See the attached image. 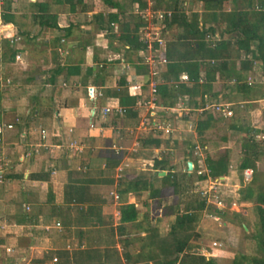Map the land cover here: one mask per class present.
<instances>
[{
  "label": "crops",
  "instance_id": "0c3cea01",
  "mask_svg": "<svg viewBox=\"0 0 264 264\" xmlns=\"http://www.w3.org/2000/svg\"><path fill=\"white\" fill-rule=\"evenodd\" d=\"M144 1L145 7L147 3H151L153 9V0ZM40 3L47 5V12H39L35 8L34 5ZM187 4L189 2L183 0L182 7L187 17L193 12L202 11L198 2L197 10H190ZM7 6L6 12L11 17L7 22L10 26L8 32L19 37L23 62L22 66L19 65L22 93L14 99L10 112H0L2 123L19 119V123L12 130L3 134L0 143V169L4 167L6 170L4 177L0 171L1 211L4 213L10 203L15 205L13 213L7 219L5 217V225L3 224L8 234L6 238L15 241L18 249H14L21 258L27 257L21 244L25 248L33 249L38 248L37 245L41 243L46 248H43L44 254H50L49 257L37 259L34 264L37 261L39 264H56L51 259H56L64 251L69 256L71 253L77 256L78 252L85 256L75 262L69 258L70 264H94V260L97 264H153V258L149 260L141 254L146 253L145 251L153 252V244L143 243L147 234L144 229L148 226L152 232L155 229L160 237H164L175 215L184 214L190 204L188 202L183 205L184 201L187 202L184 199V185H201L206 181L184 173L187 162L196 164V156L191 152L194 144H188L186 140L185 150L178 147L180 139L189 137H180V134L170 138L156 137L138 130L137 110L132 109L129 115L125 112L123 116L100 114L104 107H122L118 98L112 96L120 82L126 89L129 81L134 82L136 78L144 75L137 71L134 64L139 54L129 52L117 40L119 23H128L129 29H133L136 23H141L135 10L142 9L137 7L136 2L130 3L129 0H6L5 8ZM46 14L54 16V28L40 26L39 17ZM98 14L101 15L103 23L95 21L94 16ZM109 15L117 16L118 23H111L116 26V31L112 28L107 30L105 21ZM169 33L170 36L166 39ZM173 34H177L174 28H166L162 32L164 45L171 41ZM101 67L102 72L99 71ZM57 69H61V72L54 77L52 83L50 76ZM9 78L7 76L8 84ZM218 78L224 79L222 75L215 76L208 96L213 101L223 102L225 97L222 88L215 89ZM181 85L188 87L190 84L178 86ZM88 86H93L102 93V97L94 103V116L90 115L93 103L88 101L85 94ZM189 87L192 88L191 85ZM185 90V95L180 97V104L195 106L199 95L195 97L192 89L191 92L186 88ZM242 97L241 94L233 93L232 99L238 100ZM161 99L163 102L162 96ZM261 99L264 100V97ZM248 102L244 104H249ZM4 103L6 101L1 97L0 106ZM225 122L226 120H222L214 123V128L206 131L201 139L197 138L195 131L191 134L196 139L194 143L202 148V165H206V159L216 161L226 154V174L214 179L225 181L229 187L233 185L234 191L238 192L249 181L244 182L241 177L239 184H235L234 176L238 171L241 174L242 170L253 168H239L245 153L239 139L246 132L232 130ZM236 122L243 127L247 126L240 120ZM224 124L226 126L223 134L218 133L217 125ZM41 129L46 132V148L34 153ZM213 131H217L216 137L211 136ZM7 139L10 141L5 142ZM146 139H159L161 146L156 148L146 145L143 141ZM71 140L81 145V154L74 155L67 149ZM27 151L31 155L23 159V154ZM209 151L212 152L210 156L206 155ZM155 161L159 163L156 170L153 169ZM253 166L256 170L264 166V154ZM117 169L120 172H116ZM160 172L165 174L159 176ZM165 175L173 176L169 180L177 184L175 191L168 185L163 188L159 178ZM18 184L22 187L21 190L12 194V189ZM233 189L228 191V194L232 193L228 203L233 206L241 205L239 196ZM107 192L116 193L118 202L115 203L108 197ZM173 200L176 204L171 211L164 201H169L170 205ZM153 203L155 217L152 213ZM123 204L134 206L137 213L136 223L139 222L140 226L126 225V229L119 235L114 227V234L110 232L106 233L107 236L92 238L94 233L101 232L107 224L104 221L107 219L106 210L112 208L113 218L118 220L119 207ZM25 207L28 208L26 212ZM177 207L181 208L174 213V208ZM18 211L28 215L29 222L16 224L14 218ZM230 211L236 217L239 214V211ZM202 213L203 211L196 215L192 230L195 237L190 243L200 245L205 251L203 253L210 256L206 259L210 258L215 262L217 255L214 251L207 250L212 246L209 247L208 242L200 240L205 235V229L200 227ZM56 223L59 224L58 229L55 227ZM116 225L115 222L113 226ZM162 225L165 226V231H161ZM229 229V233L220 234L230 243L238 231L236 226H230ZM244 231L247 230L244 228ZM215 242L218 246H214V250L221 246V242H217L215 238L210 244ZM87 251L90 256L85 254ZM109 254L112 256L106 263V256ZM25 261L30 264L31 259Z\"/></svg>",
  "mask_w": 264,
  "mask_h": 264
},
{
  "label": "trees",
  "instance_id": "16d2710c",
  "mask_svg": "<svg viewBox=\"0 0 264 264\" xmlns=\"http://www.w3.org/2000/svg\"><path fill=\"white\" fill-rule=\"evenodd\" d=\"M136 2L139 9L145 8L144 0H129ZM201 5L200 13L193 12L187 17L184 13L182 3L183 0H153L154 10H164L170 12V16L164 21L165 28H174L177 34H173L171 41L168 43L174 48L180 47L182 44L183 50L186 52L188 59H177L174 54L168 55L164 52V56L168 61L165 70L162 74L164 84L158 88L159 94L163 97V105L165 107L174 106L180 97L185 95V86L173 87L169 84L177 78L180 73H185L192 86V93H199V99L202 95L208 94L211 90V84L215 80L216 74L222 75L225 79H233L235 90L239 94H247L250 88L242 80L243 77L236 70L234 61L242 60L244 71H250L253 63L259 65V69L264 72V0H195ZM229 5V11H225V5ZM39 12H47L45 3L34 5ZM8 6L5 8L3 20L9 22L11 17L7 14ZM94 19L98 23H103L100 14L95 15ZM40 26L54 28V16L43 15L39 17ZM107 30L111 23H118L116 15H109L105 21ZM141 23H136L133 29H129L128 23H119L118 37L129 52L137 54L143 52V46L138 42L137 30ZM106 30V29H105ZM180 44V45H178ZM165 45H163L164 47ZM178 51V49H177ZM9 59L12 60V51L8 52ZM140 56V55H139ZM136 58L135 68L138 72L145 74L146 68L141 65V57ZM242 65V66H243ZM99 71H103L102 67ZM61 72L57 69L50 76L53 83L54 77ZM200 74L203 75L204 83L198 84ZM98 76V75H96ZM242 81V82H241ZM124 84L120 82L119 87L112 96L117 97L119 105L125 107L127 115L132 112V107L135 98L127 95ZM134 114V113H133ZM135 115V114H134ZM223 119L215 117L213 114L207 113L203 118L196 122L195 133L198 139H201L203 134L214 128V123ZM227 127L240 132H248L250 135L255 133V130L249 127L238 125L236 120L232 118ZM146 145L159 148L161 142L159 139L143 140ZM167 144V142L165 143ZM241 148L245 152L241 159L240 169L253 168L250 180L247 185L237 192L240 203H251L254 208L255 222L253 231L249 237L256 242L257 254L247 257L238 255L232 260L231 264H264V173H259L254 168V162L264 154V149L259 147L258 143L251 137H247L246 142L241 143ZM206 167L210 171V178L224 176L226 174L227 158L226 154L220 156L216 161L206 159ZM157 161L153 163V169H158ZM170 175H165L159 178L163 188L166 185L175 191L177 184L175 181L169 180ZM206 205L205 199L201 198L195 205H188L184 214L175 215L173 221L169 224V230L164 237H160L156 230H152L147 226L144 232H147L143 243L153 244V252L145 251L144 258L149 260L153 258V264H189L194 263L199 259L203 264H213L212 259H206L203 256V251L200 246L190 243V240L195 237L193 233L196 215L204 210ZM209 207V206H207ZM213 214L217 217H222V210L214 209ZM137 213L134 206L131 204H123L119 207V217L117 220L116 233L119 235L121 231L126 229V225L132 227L140 226L136 223ZM16 224L22 225L29 222L30 217L18 211L14 218ZM244 228L249 231L248 226L240 225V230L245 233ZM244 235V236H245ZM248 236V235H247ZM112 242V241H111ZM2 243L0 239V244ZM71 253L69 256L67 251L62 252L56 258V264H70L72 261H80L85 258L82 252ZM90 256V252H85ZM92 257V256H91ZM90 258V257H89ZM39 264V261L36 262ZM76 264V263H75Z\"/></svg>",
  "mask_w": 264,
  "mask_h": 264
},
{
  "label": "built area",
  "instance_id": "2783aa9c",
  "mask_svg": "<svg viewBox=\"0 0 264 264\" xmlns=\"http://www.w3.org/2000/svg\"><path fill=\"white\" fill-rule=\"evenodd\" d=\"M5 6L6 0H0V62L4 59L7 52L12 51V62L19 65L22 63L19 50L20 39L8 32L10 26L3 20ZM135 12L141 19V26L137 30V37L138 42L143 46V52L139 53V55L141 57L140 64L146 68V73L136 78L134 82L129 81L126 91L128 96L135 97L132 109L139 112L137 129L150 133L156 137L170 138L175 133H194L197 122L196 119L199 120L203 118L207 113L213 114L215 117L223 120L232 117L234 108L239 105L213 101L208 94L202 95L201 100L198 98V100L195 101L196 105L192 107L180 104V100L170 108L164 107L158 88L165 83L162 74L168 61L162 50L164 40L161 34L166 29L164 21L169 18L170 12L154 10L151 7V3H147L144 9L135 10ZM110 26L116 31L115 25L111 24ZM232 82H234V80H232ZM6 83H8L7 80ZM197 83H204L202 74H200ZM169 84L175 88L179 84L188 85L190 82L185 73H180L177 75V78L169 82ZM85 94L88 101L93 103V109L90 115L94 116V103L102 97V93L93 86H88L85 89ZM125 111L126 109L122 107H104L100 110V114L101 116H106L107 114L123 116ZM18 123L19 119L14 118L10 123L0 124V143L3 140L4 132L12 130L13 126ZM181 125L183 129H181ZM38 134V144L34 146V153H37L41 148H46L45 130H39ZM67 149L74 155H79L82 152L81 145L75 140L68 142ZM192 150L193 155L196 156V164L193 165L190 162V170H187L185 167L184 173L192 175L195 178H200L201 181H208L210 183L207 189H200L198 195L204 198L206 203H212V206L219 209L222 206V199L219 188L217 187V179H211L209 176V169L206 165H202L204 159L201 146L194 143ZM30 155L31 153L29 151L25 152L23 154V159L30 157ZM116 172H120V169H117ZM251 173V169L242 170L241 175L244 182L250 180ZM116 177L118 178L119 176L117 175ZM109 196H111L115 203L118 202L119 197L116 193L110 192ZM27 210L28 208L25 207L24 211L26 212ZM55 227L58 229L59 224L56 223ZM212 246H215V243H212ZM4 254L5 259L1 264H22L23 262V258L19 256L18 252L13 247H5ZM51 262L55 263L56 259L52 258Z\"/></svg>",
  "mask_w": 264,
  "mask_h": 264
},
{
  "label": "rangeland",
  "instance_id": "374dc122",
  "mask_svg": "<svg viewBox=\"0 0 264 264\" xmlns=\"http://www.w3.org/2000/svg\"><path fill=\"white\" fill-rule=\"evenodd\" d=\"M186 2H189V4H187V6H189L190 10H197L198 9L197 8L198 4L195 0H186ZM229 7H230L229 5L225 6L224 7L225 11H229ZM169 36H170V33H169L168 37L166 36V39H168ZM171 36H172V33H171ZM178 45H180V44H178ZM177 49H178V51H177ZM162 50H163V52H167L168 55L174 54V57H176L177 59H186V58L188 59L186 52L182 48V44L180 47H176V48H174L173 46H170V44H166ZM8 56L9 55L7 52V54L4 56V59L0 62V79H1V81H0V98L2 97V99L6 101V103H4L2 106H0V112H3V114H4V112L8 113L11 111V109H12L11 107H13L14 99L18 98L22 93V90L20 87V85L22 83V76H21V71H20L21 69H19V68H21L20 66H22V64L21 65L19 64L20 65L19 66L18 64L13 63L12 60L9 59ZM234 63H236L234 68L240 72V74L243 77L242 80L250 88V90L247 94H242V96H243L242 98L235 100V99H232L233 93L234 94H239V93L234 88L235 82H232L233 79H231V78H229V79H225V78L223 79L222 78L221 80H219V78L217 79L215 89H218L221 87L222 91H223V95H224L223 97H225V99H228L227 103H230L232 105H239L238 107L234 108L232 117H230L228 120L226 119V122L229 123V121L232 118H234V120H236V121H239V120L242 121V123H244L245 125L250 127V129L257 130V132L252 133L251 135L248 132L243 133L242 137L239 139V142L244 143V142H246L247 137H251L254 141H256V143H258L259 147L264 149V110H263L264 109V100L261 99L262 97H264V72H262L259 69V65L257 63H253L252 69L250 71H246V72L244 71V65L242 64V60H239V61L235 60ZM5 75L10 76V78H9L10 83L9 84L6 83V80H8V79H7V76H5ZM216 75H217V77L219 76L218 74H216ZM15 85H17V87H15ZM186 86H188V85H186ZM189 86L186 87V89H188V90L192 89ZM189 92H191V90ZM194 94H195L194 96L197 97L199 93L196 91V93H194ZM225 99H222V101L225 102ZM236 101H238V102H236ZM246 101H249L248 102L249 104H244ZM235 103H237V104H235ZM19 114L21 115L22 113H19ZM0 124H2V122H0ZM221 126L217 125L218 133L223 134L224 129H225L224 127L226 125L224 124L222 127ZM181 129H183L182 125H181ZM179 134H177V135H179L180 137H183V136H185V138L189 137L188 139L186 138L185 140H181V139L179 140V142H180L178 144L179 149L185 150L186 145H187V141L189 142L188 144H190V143L194 144V141L196 139L194 138L193 134L189 135L186 132H180ZM174 135L176 136V133ZM211 136L216 137L217 131L216 132L213 131V134H211ZM6 141L9 142L10 139L5 140V142ZM200 144H202V140H200ZM205 145H206V143H205ZM208 150H209V148H208ZM5 153L6 152H4V154ZM207 153L208 154H206V155L210 156V154L212 152L209 151ZM3 168L4 167H2V169H0V171H2V175L4 177V174H6V170H4ZM257 171L259 173H264V166L259 167ZM241 177L242 176H241L240 172L238 171L236 173V175L234 176L235 184H237L238 181H241ZM19 178L21 179V177H19ZM192 180L194 181V179H192ZM230 181H233V180H230ZM238 184H239V182H238ZM217 185H218L217 187L219 188L221 199H222V206L219 209L222 210L224 216L217 217L215 214H213L212 208H214V209H217V208L212 206V203L207 202L204 210H202L203 211V213L201 214L202 218L200 217V219H202V222L201 223L199 222L200 227L202 229H205V235L203 236V239H200V240H202V242H204V243L208 242L209 247H210V245L212 246V244H210V243L212 242V240H214V238L216 239L217 242H219V243L221 242L220 248H217L214 250L213 249L214 246H212V248L207 249L209 252L214 251L215 255H217L216 261L213 262V264H231L232 260L235 257H237L238 255H245L247 257H250V256L256 255L258 252V250L256 248V242L253 241L249 237V234L253 231V224L255 222V215H254L255 211L253 208V204H251V203H242L241 205L236 204L234 206H232V204L228 203L229 202L228 200H230L229 197L232 198L231 197L232 193L228 194V191L229 190L232 191V189L234 188L233 185H230V187L226 186L225 181L223 182L222 180H218V179H217ZM209 186H210V183L208 181H206L205 183H202L201 185H199L198 183H195V184L189 183L187 185H184V187H183V190L185 192L184 196L186 195L184 197V199H187V202L184 201L183 205L187 204L188 202L191 203L192 205H195L196 202L201 200L200 195H198L200 189H207ZM17 187H19V184L14 189H12L14 191V192H12V194L16 193V191L21 190V188H22L21 186L19 187L20 189ZM234 190H235V188L233 189V191ZM234 192H236V191H234ZM108 194L109 193L107 192L106 195H108ZM108 197H109V195H108ZM168 203H169V201L168 202L164 201L165 206L168 209L170 208L171 211H173L172 207H174L173 205L176 204L175 201L173 200V202L170 205H168ZM207 206H209V207H207ZM14 207H15V205H13L11 203L8 204L7 208H5V210H4L5 211L4 213L1 211V207H0V239L2 241V243L0 244V264L5 259V254H4L5 247H13V248L18 249L15 241H11V240H8L6 238V236L8 234L5 232L6 228L3 227V224L5 225V217H6V219H7V217H10V215L13 213ZM152 207H153V211H152L153 217H155L156 213H155L154 203H153ZM180 208L179 207L174 208V213L176 210H178ZM230 210L239 211V214H237V217L234 216V214H232L233 212H231ZM166 211L169 212L168 210H165V212ZM7 213H9V214H7ZM105 213H106L107 219L104 221L107 224H105V226H104L103 230H101V232H97L98 234L94 233L95 235L92 236V238H94V239L95 238L97 239V236H99V237H103V235L107 236L106 233L113 232V230L117 227V226H113V225H115V222L117 223V220H115L113 218L112 208L109 207ZM223 224H225V225H223ZM241 224H246L248 226L249 231L245 232V233H247L248 236L245 235L240 230ZM229 225L230 226H236V231H238L237 235H233V242L231 240L230 243L228 241H226L224 237L221 236L222 234H220L221 232L229 233L230 232L229 231L230 230ZM160 227H161V231H165L164 225H162ZM113 234H114V232H113ZM229 236H230V234H229ZM40 244L37 245L38 248H33V249L25 248L26 246L21 244V248L24 249V253H27V255H26L27 257L22 259V261H23L22 264H25V259L28 260V258L31 259L30 264H32V263L34 264V261H36L37 259H41V257H45V256L47 257L48 254H50V252H47V253L45 252V254H44L43 251L46 250V248H44V246L43 245L41 246ZM54 244H53V246H54ZM194 245H196V244H194ZM55 246L60 248L59 245L58 246L55 245ZM198 246H200V245H198ZM215 246H218L216 244V242H215ZM43 248H44V250H43ZM70 249H72V248L70 247ZM106 253H108V251ZM18 254H19V252H18ZM111 256H112V254H109L108 256H106L107 257V259L105 260L106 263L109 262V258H111ZM203 256L206 258L210 257V256H206V254H204V253H203ZM110 260L113 261V259H110ZM93 262H94V264H97L95 262V260ZM104 264H105V262H104ZM110 264H112V263H110ZM189 264H191V263H189ZM192 264H203V262L200 261L199 259H196L195 262ZM242 264H245V263H242Z\"/></svg>",
  "mask_w": 264,
  "mask_h": 264
},
{
  "label": "water",
  "instance_id": "95a60500",
  "mask_svg": "<svg viewBox=\"0 0 264 264\" xmlns=\"http://www.w3.org/2000/svg\"><path fill=\"white\" fill-rule=\"evenodd\" d=\"M190 168H191V163H190V162H187V163H186V169H187V170H190ZM158 174H159V176H163L165 173L160 172V173H158Z\"/></svg>",
  "mask_w": 264,
  "mask_h": 264
}]
</instances>
